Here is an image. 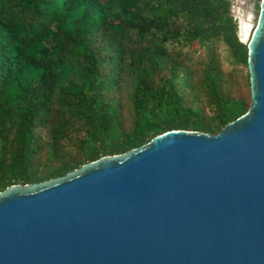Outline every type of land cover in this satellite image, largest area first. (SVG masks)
Segmentation results:
<instances>
[{
  "label": "trees",
  "instance_id": "16d2710c",
  "mask_svg": "<svg viewBox=\"0 0 264 264\" xmlns=\"http://www.w3.org/2000/svg\"><path fill=\"white\" fill-rule=\"evenodd\" d=\"M232 3L0 0V191L245 113Z\"/></svg>",
  "mask_w": 264,
  "mask_h": 264
},
{
  "label": "water",
  "instance_id": "95a60500",
  "mask_svg": "<svg viewBox=\"0 0 264 264\" xmlns=\"http://www.w3.org/2000/svg\"><path fill=\"white\" fill-rule=\"evenodd\" d=\"M241 41L245 113L0 191V264H264V0Z\"/></svg>",
  "mask_w": 264,
  "mask_h": 264
},
{
  "label": "rangeland",
  "instance_id": "374dc122",
  "mask_svg": "<svg viewBox=\"0 0 264 264\" xmlns=\"http://www.w3.org/2000/svg\"><path fill=\"white\" fill-rule=\"evenodd\" d=\"M232 13L233 16L237 19L238 21V35L240 40H244L245 42H247L250 38L251 32L254 29L255 25H256V21H257V17H258V13H259V9L257 11L256 9V5H259L260 0H254L253 5L249 4L247 2V0H232ZM246 23L248 24L249 27V31H248V36L243 37L240 33V28L242 23ZM225 69H228V67L226 66V64L223 65ZM229 70V69H228Z\"/></svg>",
  "mask_w": 264,
  "mask_h": 264
},
{
  "label": "bare ground",
  "instance_id": "6f19581e",
  "mask_svg": "<svg viewBox=\"0 0 264 264\" xmlns=\"http://www.w3.org/2000/svg\"><path fill=\"white\" fill-rule=\"evenodd\" d=\"M242 23V22H241ZM249 25L246 23H242L241 27H240V33L243 37L248 36V31H249Z\"/></svg>",
  "mask_w": 264,
  "mask_h": 264
},
{
  "label": "flooded vegetation",
  "instance_id": "af4514ba",
  "mask_svg": "<svg viewBox=\"0 0 264 264\" xmlns=\"http://www.w3.org/2000/svg\"><path fill=\"white\" fill-rule=\"evenodd\" d=\"M247 2H248L249 4H252V5H253L254 0H247Z\"/></svg>",
  "mask_w": 264,
  "mask_h": 264
}]
</instances>
